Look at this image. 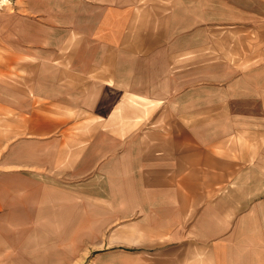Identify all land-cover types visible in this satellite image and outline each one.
<instances>
[{"label": "crops", "instance_id": "1", "mask_svg": "<svg viewBox=\"0 0 264 264\" xmlns=\"http://www.w3.org/2000/svg\"><path fill=\"white\" fill-rule=\"evenodd\" d=\"M257 3L0 10V250L11 264H264Z\"/></svg>", "mask_w": 264, "mask_h": 264}, {"label": "rangeland", "instance_id": "2", "mask_svg": "<svg viewBox=\"0 0 264 264\" xmlns=\"http://www.w3.org/2000/svg\"><path fill=\"white\" fill-rule=\"evenodd\" d=\"M14 0H0V10L9 9ZM258 11L264 12V1L258 0ZM10 250L6 249L4 251L0 250V264H11V258L9 256ZM14 264V263H13Z\"/></svg>", "mask_w": 264, "mask_h": 264}]
</instances>
